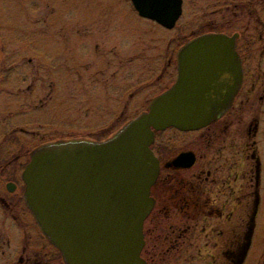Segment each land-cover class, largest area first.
Returning a JSON list of instances; mask_svg holds the SVG:
<instances>
[{
	"label": "rangeland",
	"instance_id": "374dc122",
	"mask_svg": "<svg viewBox=\"0 0 264 264\" xmlns=\"http://www.w3.org/2000/svg\"><path fill=\"white\" fill-rule=\"evenodd\" d=\"M183 10L167 30L141 18L131 0H0V159L12 160L0 169L19 180L44 144L114 136L176 82L186 43L209 32L238 33L258 78L251 105L204 131L229 127L207 145L196 132L161 134L173 154L198 153L189 179L198 180L204 162L224 172L212 173L220 180L206 183L204 208L192 218L177 211L146 220L142 257L148 264H264V0H184ZM230 190V208L219 214ZM7 227L0 216V260L13 264Z\"/></svg>",
	"mask_w": 264,
	"mask_h": 264
},
{
	"label": "water",
	"instance_id": "95a60500",
	"mask_svg": "<svg viewBox=\"0 0 264 264\" xmlns=\"http://www.w3.org/2000/svg\"><path fill=\"white\" fill-rule=\"evenodd\" d=\"M142 18L173 29L184 0H131ZM239 34L207 33L178 54V78L148 111L101 141H64L35 150L23 171L26 202L65 264H148L145 222L159 162L151 146L168 128L198 131L231 106L242 83ZM235 74L234 83L223 80ZM193 153L172 163L189 168Z\"/></svg>",
	"mask_w": 264,
	"mask_h": 264
},
{
	"label": "flooded vegetation",
	"instance_id": "af4514ba",
	"mask_svg": "<svg viewBox=\"0 0 264 264\" xmlns=\"http://www.w3.org/2000/svg\"><path fill=\"white\" fill-rule=\"evenodd\" d=\"M240 38L241 35L239 34L236 41V51L241 61L242 83L234 97V100L229 109L225 111L215 122L198 131H194L196 133H200V140L205 141L206 145L209 144V141L213 139V136L218 135L220 131L226 133L229 132L225 131L229 127L226 125L224 127V131L221 128L215 133L208 132L205 134L204 131L210 130L212 125L219 123V121L222 119H227L231 115H242L253 101V92H255L258 78L255 77V72H252L253 68L250 64H247V58L243 55L244 52H250V50L248 48H241L238 45ZM257 75L258 77L260 76V74ZM222 77L223 80L234 83L235 74L225 73ZM218 129L219 128H217V130ZM169 130L187 133L176 128H168L164 131L155 133V139L151 149L159 162V174L156 182L151 187L150 196L153 200V208L149 217L155 216L156 219V215L172 214L179 211L182 214L190 216L188 218H192L191 216H193V214L199 213V211L204 208L206 201L205 198L207 195L206 183L211 179L212 173L217 175V171L218 173H221L224 172V170L222 171L221 168H217L215 171H212L211 169H208L207 162L206 164L204 162L198 170V180L193 181L194 179H189L187 174L198 165V153H196L193 149H186L180 150L179 152L173 154L171 147L161 140V134ZM257 130L258 122L255 123L254 127H250L248 133L250 138L254 134L253 132H256ZM231 133L233 132L231 131ZM234 134L235 133L231 134V139L235 138ZM220 148L223 149L221 145ZM252 150L251 157L257 162L256 168L258 174L256 175V186L259 187L258 184L261 178L260 170L262 167L261 160L258 156L257 149L253 148ZM188 152L193 153L195 156V163L191 167L177 168L172 165L178 156H180L182 153ZM1 162L3 164L10 165L12 160H6V158L1 157L0 163ZM225 164L226 163L223 162L221 164L222 167H225ZM205 168H207V170ZM230 172L231 171H229V173ZM4 176V171L0 169V178L5 181L3 189H0V208L2 211L0 212V216L3 217L5 223H7L8 226L6 232L7 240H5L4 243H6L5 245L11 247L8 260H13V264H62L63 257L60 250L56 248L44 234L32 211L27 205L25 196L26 185L23 181V176H21V179L19 180H17L18 178L16 176L14 178H6L7 176ZM230 177L231 175L229 178ZM212 179L214 184H217V182L220 180L216 178V176L212 177ZM232 193L233 192L230 190L228 205L224 206L226 204V201H224L216 208L219 214L223 212V209L230 208V198ZM256 196V204H258V190H256ZM228 214L232 215V211L229 210ZM0 262L1 264H4L5 260H0Z\"/></svg>",
	"mask_w": 264,
	"mask_h": 264
}]
</instances>
